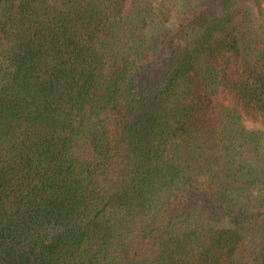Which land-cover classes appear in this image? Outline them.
<instances>
[{
	"label": "trees",
	"instance_id": "1",
	"mask_svg": "<svg viewBox=\"0 0 264 264\" xmlns=\"http://www.w3.org/2000/svg\"><path fill=\"white\" fill-rule=\"evenodd\" d=\"M0 264H264V0H0Z\"/></svg>",
	"mask_w": 264,
	"mask_h": 264
}]
</instances>
